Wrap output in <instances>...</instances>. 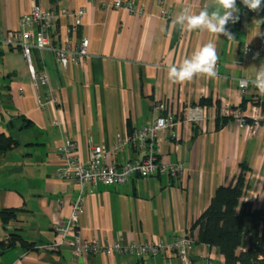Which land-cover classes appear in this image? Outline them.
Wrapping results in <instances>:
<instances>
[{
  "label": "crops",
  "instance_id": "crops-1",
  "mask_svg": "<svg viewBox=\"0 0 264 264\" xmlns=\"http://www.w3.org/2000/svg\"><path fill=\"white\" fill-rule=\"evenodd\" d=\"M117 0H0V134L18 145L0 151V212L19 209L17 220L5 225L0 216V243L12 235L18 240L0 250V264H185L178 257L160 255L141 259L117 254H97L67 260L61 250L48 246L60 236L56 224H67L79 187L57 177L62 161L58 148L67 140L77 144L76 154L86 160L91 146L112 150L115 144L150 123L158 113L153 104L171 100L178 115L203 99L210 104L204 125L185 123L179 138L162 147L161 159L181 162L184 172L178 180L169 176L136 178L123 185L88 184L85 212L78 229L83 239L103 244L170 241L187 234L208 209L216 190L245 176L241 203L264 204V125L256 131L238 120L219 119L226 105L241 107L249 117L255 99L264 95L250 83L264 58L245 52L256 46L263 33L261 16L243 9L236 0L238 20L226 25L233 35L228 40L206 31L182 30L174 24L185 6L198 13L214 0H130L141 13L105 9ZM38 4L55 12L61 9L87 10L75 36L89 40L88 56L61 66L53 50L35 51L34 64L47 72L49 84L36 86L19 48L7 43L8 33L21 28V17ZM170 13L161 16V9ZM70 15H60L54 28V45L64 47L71 39ZM212 40L218 53L217 76L195 77L173 84L168 80L169 64L180 63L201 45ZM20 88L23 90L21 91ZM144 153L134 144L108 160L122 165L141 159ZM73 234H70L72 236ZM197 240L198 230L193 233ZM248 248L245 237L239 252ZM192 264H225L219 248L197 242Z\"/></svg>",
  "mask_w": 264,
  "mask_h": 264
},
{
  "label": "built area",
  "instance_id": "built-area-1",
  "mask_svg": "<svg viewBox=\"0 0 264 264\" xmlns=\"http://www.w3.org/2000/svg\"><path fill=\"white\" fill-rule=\"evenodd\" d=\"M105 9H125L130 13H141L136 4L130 0H117L103 4ZM85 8L75 11L61 9L58 12L45 9L38 4H34L29 13L21 17V28L10 31L7 43L19 48L27 63L30 76L36 86L49 84L47 72L40 73L34 64L35 51L53 50L58 63L67 67L70 63L80 62L88 56L89 40L82 37L76 41L75 36L83 23L86 15ZM170 13L166 8L161 9V16L167 17ZM60 15H70L72 21L68 27L71 39L64 47L54 45L55 23ZM1 33V32H0ZM255 52L264 58V33H261L256 46L245 48V52ZM218 67V63L216 65ZM250 80L243 78L240 80V87L246 89ZM22 91L23 89L20 88ZM153 112L158 115L147 125L135 129L131 134L119 140L112 150H107L103 146H91L89 156L82 160L77 154V144L72 140H67L58 148L62 164L57 172V177L63 181H71L79 187V196L72 203V213L67 224H56L54 230L60 239L48 246L54 250H61L63 246L73 249V254L77 257L88 258L97 254H117L121 256H133L141 259L145 256L156 258L160 255L178 257L185 264H192L191 254L197 244V240L192 235L191 230L182 237L174 238L170 241L159 239L157 241L145 243L123 244L120 241L113 244H103L97 239H83L78 229L81 216L85 212V190L88 184H114L123 185L136 178H152L154 176H169L173 180H178L184 172L181 162L168 163L161 159L162 147L169 140L179 138L178 128L185 123L204 125L206 122V110L204 107L187 106L182 112L177 114L173 108L171 100H159L153 104ZM224 116H231L244 126L245 119L252 120L250 124L254 131L264 125V113L257 105H253L249 117L245 116L238 107L226 105L222 111ZM128 144L134 146L144 157L116 165L108 160L114 153L121 152ZM70 234H73L70 236Z\"/></svg>",
  "mask_w": 264,
  "mask_h": 264
},
{
  "label": "trees",
  "instance_id": "trees-1",
  "mask_svg": "<svg viewBox=\"0 0 264 264\" xmlns=\"http://www.w3.org/2000/svg\"><path fill=\"white\" fill-rule=\"evenodd\" d=\"M240 6L247 9L239 1ZM253 12L264 20V6L259 12ZM264 33V25L262 27ZM264 113V100H252ZM248 100H244L241 107L243 111ZM210 104L209 100L203 99L200 106ZM219 119L223 122L234 120L231 116L219 113ZM246 124H252V120L245 119ZM18 145V141L5 134H0V151H7ZM245 176L241 173L236 182L228 186L219 187L213 196L208 209L198 218L191 227V233L198 230L197 242L219 248L224 255L225 264H264V204L256 207L251 202L241 203L245 194ZM19 209H3L0 212L1 219L5 225L10 221L17 220ZM248 238V248L239 252L243 246L245 237ZM18 236L12 235L5 242L0 243V250L12 247L18 240Z\"/></svg>",
  "mask_w": 264,
  "mask_h": 264
},
{
  "label": "clouds",
  "instance_id": "clouds-1",
  "mask_svg": "<svg viewBox=\"0 0 264 264\" xmlns=\"http://www.w3.org/2000/svg\"><path fill=\"white\" fill-rule=\"evenodd\" d=\"M241 3L250 11L259 12L264 6V0H241ZM215 8L209 11L208 7L201 9L198 13L193 12L185 6L175 17L174 24L179 25L182 30L206 31L219 37L221 34L228 40H233V35L227 30L226 25L231 21L238 20L234 15L238 12L236 0H214ZM218 53L216 43L209 40L199 46L189 57L180 63L168 65V80L173 84L192 81L197 76L213 79L217 76L216 65ZM250 83L264 95V64H261L250 80Z\"/></svg>",
  "mask_w": 264,
  "mask_h": 264
},
{
  "label": "water",
  "instance_id": "water-1",
  "mask_svg": "<svg viewBox=\"0 0 264 264\" xmlns=\"http://www.w3.org/2000/svg\"><path fill=\"white\" fill-rule=\"evenodd\" d=\"M61 252L63 254V256L67 259V260H71L72 258L74 259H79L80 261L83 260V257H77L76 255L73 254V249L72 247L69 246H63L61 248Z\"/></svg>",
  "mask_w": 264,
  "mask_h": 264
}]
</instances>
